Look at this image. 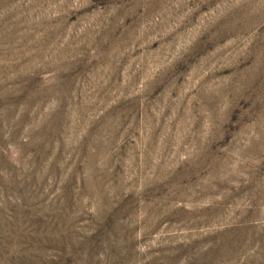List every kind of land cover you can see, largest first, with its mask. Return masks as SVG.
Wrapping results in <instances>:
<instances>
[{"label":"rangeland","instance_id":"obj_1","mask_svg":"<svg viewBox=\"0 0 264 264\" xmlns=\"http://www.w3.org/2000/svg\"><path fill=\"white\" fill-rule=\"evenodd\" d=\"M0 264H264V0H0Z\"/></svg>","mask_w":264,"mask_h":264}]
</instances>
